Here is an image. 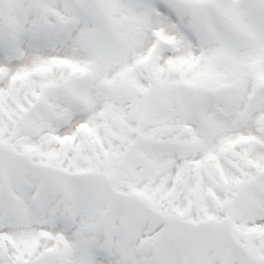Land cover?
Returning a JSON list of instances; mask_svg holds the SVG:
<instances>
[{"label":"snow or ice","instance_id":"6c2138e0","mask_svg":"<svg viewBox=\"0 0 264 264\" xmlns=\"http://www.w3.org/2000/svg\"><path fill=\"white\" fill-rule=\"evenodd\" d=\"M0 264H264V0H0Z\"/></svg>","mask_w":264,"mask_h":264}]
</instances>
